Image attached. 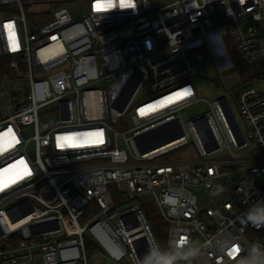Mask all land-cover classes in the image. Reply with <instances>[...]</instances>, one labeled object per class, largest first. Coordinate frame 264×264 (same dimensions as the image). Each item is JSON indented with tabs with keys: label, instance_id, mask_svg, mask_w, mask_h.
Here are the masks:
<instances>
[{
	"label": "built area",
	"instance_id": "built-area-1",
	"mask_svg": "<svg viewBox=\"0 0 264 264\" xmlns=\"http://www.w3.org/2000/svg\"><path fill=\"white\" fill-rule=\"evenodd\" d=\"M81 1L82 17L53 5L29 31L23 0H0V58H11L2 82L12 79L18 90L7 93L13 103L0 121V147L11 145L0 151V264H89L99 255L146 264L152 253L164 256L139 204L117 210L146 194L172 250L201 238L182 264L200 256L261 264L264 225L247 217L264 212V0H136L134 10L121 0ZM226 40L253 67L236 94L247 134L227 97L182 118L197 100L198 59L206 50L227 64ZM144 84L148 98L135 100ZM156 141L166 142L152 148ZM191 141L198 159L165 158ZM225 149L234 157L208 158ZM233 168L252 177L239 180ZM198 187L213 206H199ZM112 191L126 198L116 204Z\"/></svg>",
	"mask_w": 264,
	"mask_h": 264
},
{
	"label": "rangeland",
	"instance_id": "rangeland-1",
	"mask_svg": "<svg viewBox=\"0 0 264 264\" xmlns=\"http://www.w3.org/2000/svg\"><path fill=\"white\" fill-rule=\"evenodd\" d=\"M35 0H23L24 8L27 13L28 18V29L29 31H33L34 27L32 25V21L38 20L40 24L45 22V18L48 12H51V8L53 5H57L58 7L65 6L69 9L72 16L74 18H80L87 12L86 4L81 0H40V2H34ZM154 4L157 7H162L164 4L168 3L169 0H153ZM8 11L19 13L17 7L4 6L2 8ZM33 15L35 18L32 20ZM264 24V22H263ZM240 57V56H239ZM221 58L227 59V64L221 63L218 60V57H215L211 51H203V56L201 59H198L199 68L197 75L191 78V82L194 84L197 91V100L188 106H186L182 110V118L186 123L190 122L193 119H196L199 116L205 115L210 111V103L214 102L217 99L227 97L231 106L234 108L236 115L238 117L239 123L244 131L247 134V125L244 119V116L241 113L236 94L238 92V86L244 80L252 79V70L253 67L247 64L241 57V61L243 62L245 69L241 71L232 57H230L227 53ZM251 77V78H250ZM0 79V121L9 115L7 107L13 103L11 98L7 93H18V90L15 88L14 83H12V79H9L7 83H3ZM257 86V84L255 85ZM258 87V86H257ZM264 87V84L262 85ZM148 85L144 84L140 91L137 93L135 100H142L148 98ZM4 93V94H3ZM49 118L48 114L42 115V120H46ZM29 134L32 135L34 130L29 127ZM33 149V147H31ZM201 157L198 153V150L191 141L188 145L179 148L167 156L165 158L175 161H186V160H195ZM234 155L231 153L229 149L222 150L220 152L214 153L210 155L208 158L210 159H231ZM245 157V155H238V158ZM237 169V168H233ZM237 179H241L243 177H252V174L249 170H240L237 169L235 172ZM124 186V185H123ZM114 192V191H112ZM196 196L198 197L199 206L201 208H207L214 205V201L203 187H198L194 189ZM113 197L115 203L118 204L119 201L126 198V194L121 193H113ZM139 204L147 217V220L151 224L153 231L156 235V239L159 243V246L166 258L175 257L171 261V264H182L185 259L183 258L185 255L189 253H195L196 249L201 243V238L199 236L195 237L194 245L188 249L183 251H174L167 245V233L166 228L158 230L159 226L157 223L162 222L164 226H166L161 214L155 205L154 201L151 199L149 194L144 195L140 200L137 201H129L125 202L117 207V210L126 209L134 204ZM158 230V231H157ZM191 255H188L190 257ZM89 264H111L109 260L99 256L90 257ZM125 264H132L130 261H125Z\"/></svg>",
	"mask_w": 264,
	"mask_h": 264
},
{
	"label": "trees",
	"instance_id": "trees-1",
	"mask_svg": "<svg viewBox=\"0 0 264 264\" xmlns=\"http://www.w3.org/2000/svg\"><path fill=\"white\" fill-rule=\"evenodd\" d=\"M34 18H35V16L33 15L32 20ZM33 21H35V19ZM226 41H227V46L230 49L232 59L236 63L237 67L241 71H243L245 69V66H244L243 62L241 61V58L239 57V53L237 52V50L234 49L232 42H229V40H226ZM10 62H11L10 57L4 56V57L0 58V79L4 78L10 74V70H9ZM156 225L159 226L158 230H160L161 228L164 229V227H165L164 224H162V222H160V223L156 222ZM0 235H1V229H0ZM185 264H209V260L205 256H200V257H196L195 259H193L190 262L185 263Z\"/></svg>",
	"mask_w": 264,
	"mask_h": 264
},
{
	"label": "clouds",
	"instance_id": "clouds-1",
	"mask_svg": "<svg viewBox=\"0 0 264 264\" xmlns=\"http://www.w3.org/2000/svg\"><path fill=\"white\" fill-rule=\"evenodd\" d=\"M129 3L130 7H124L125 9H136V0H129ZM247 218L256 228H260L261 225H264V212H254L253 214H249ZM237 252L238 247H234L229 254L234 258ZM188 255L194 256L195 253H189ZM188 255H185L183 258L188 259ZM173 259H175V257L166 258L158 255L157 253H152L151 257L146 261V264H171ZM241 264H243V262H241ZM261 264H264V261H261Z\"/></svg>",
	"mask_w": 264,
	"mask_h": 264
},
{
	"label": "snow or ice",
	"instance_id": "snow-or-ice-1",
	"mask_svg": "<svg viewBox=\"0 0 264 264\" xmlns=\"http://www.w3.org/2000/svg\"><path fill=\"white\" fill-rule=\"evenodd\" d=\"M241 2L243 3V0H241ZM121 3H122V6L123 7H130V3L129 2H127V3H125L124 2V0H121ZM108 7H112V5L111 4H109V5H107ZM101 5H97V10H101ZM8 27H9V29H11V25H8ZM185 94H188V93H185ZM11 145H4L3 147H0V151H3V150H5L6 149V147H10ZM4 186H6V185H4ZM2 187L3 186H0V190H2Z\"/></svg>",
	"mask_w": 264,
	"mask_h": 264
},
{
	"label": "water",
	"instance_id": "water-1",
	"mask_svg": "<svg viewBox=\"0 0 264 264\" xmlns=\"http://www.w3.org/2000/svg\"><path fill=\"white\" fill-rule=\"evenodd\" d=\"M156 134H157V132H156V133H153V134H151V135H149V136H147V137H152V136H155ZM164 142H166V141H156V142L154 143V145H152V148H155V147H157V146L163 144Z\"/></svg>",
	"mask_w": 264,
	"mask_h": 264
},
{
	"label": "crops",
	"instance_id": "crops-1",
	"mask_svg": "<svg viewBox=\"0 0 264 264\" xmlns=\"http://www.w3.org/2000/svg\"><path fill=\"white\" fill-rule=\"evenodd\" d=\"M210 264V263H209Z\"/></svg>",
	"mask_w": 264,
	"mask_h": 264
}]
</instances>
